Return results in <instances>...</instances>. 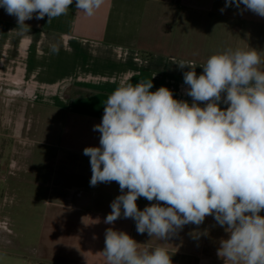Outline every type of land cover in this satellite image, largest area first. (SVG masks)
<instances>
[{
  "label": "crops",
  "instance_id": "1",
  "mask_svg": "<svg viewBox=\"0 0 264 264\" xmlns=\"http://www.w3.org/2000/svg\"><path fill=\"white\" fill-rule=\"evenodd\" d=\"M216 3L226 0H104L88 16L73 0L67 14L49 23L34 15L28 27L0 7V193L40 210L33 264H109L103 253L108 228L128 233L141 250L165 248L172 264H225L217 252L229 233L211 215L164 241L139 234L132 218L105 223L122 193L114 181L91 186L90 157L83 154L100 146L93 128L122 82L152 79L150 91L164 86L175 99L193 102L184 83L191 69L177 64H195L197 76L204 64L190 58L196 48L193 39L185 42L184 20ZM136 203L143 210L156 201ZM14 225L20 223L0 213V232Z\"/></svg>",
  "mask_w": 264,
  "mask_h": 264
},
{
  "label": "clouds",
  "instance_id": "2",
  "mask_svg": "<svg viewBox=\"0 0 264 264\" xmlns=\"http://www.w3.org/2000/svg\"><path fill=\"white\" fill-rule=\"evenodd\" d=\"M104 0H75L92 16ZM73 0H0L18 26L67 14ZM264 17V0H226ZM224 9H221L223 12ZM28 27V26H27ZM58 52L56 44L50 45ZM264 59L255 49L210 56L196 65L180 61L189 104L152 79L123 82L107 97L99 147H86L91 186L116 182L121 195L111 202L105 223L132 218L139 234L166 240L186 224L209 215L229 233L217 255L225 264H264ZM203 103V106H201ZM221 103L227 107L222 108ZM125 189L127 191L125 192ZM156 201L138 209L137 199ZM163 202V203H161ZM109 264H172L163 247L141 250L128 233L108 228L103 250Z\"/></svg>",
  "mask_w": 264,
  "mask_h": 264
},
{
  "label": "rangeland",
  "instance_id": "3",
  "mask_svg": "<svg viewBox=\"0 0 264 264\" xmlns=\"http://www.w3.org/2000/svg\"><path fill=\"white\" fill-rule=\"evenodd\" d=\"M199 7L196 18L183 21L185 42L188 38L193 39L196 48V52L189 54L190 58L205 64L210 56L227 49L248 51L251 48L264 56V17L246 9L243 4L239 8L235 4L225 8V4L219 3ZM189 32L192 35L189 36ZM260 67L264 69V65ZM6 139L10 141L9 136ZM6 195L1 198L0 193V213L20 225H14L11 232H0V264H33L30 259L36 255L33 249L40 210L37 211L36 204H30V207L23 197Z\"/></svg>",
  "mask_w": 264,
  "mask_h": 264
}]
</instances>
